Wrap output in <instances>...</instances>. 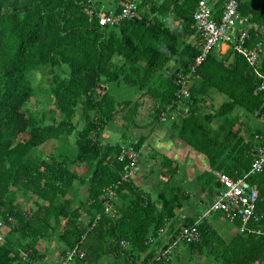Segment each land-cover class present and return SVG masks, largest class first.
Segmentation results:
<instances>
[{
	"label": "trees",
	"instance_id": "trees-1",
	"mask_svg": "<svg viewBox=\"0 0 264 264\" xmlns=\"http://www.w3.org/2000/svg\"><path fill=\"white\" fill-rule=\"evenodd\" d=\"M87 1L0 0V219L5 232L9 229L0 242V264H21L23 254L35 262L44 260L36 243L57 233L68 247L65 254L77 246L85 249L87 257L76 262L98 263L113 254L114 263L139 264L143 253L155 254L148 241L158 239L165 226L178 233L196 223L200 216L185 220L176 230L169 225L187 200L182 187L171 185L180 170L177 161L162 159L161 173L169 182L158 195L161 203L133 179H124L130 161L121 159L123 145L103 143L111 123L126 130L154 122L170 124L181 141L208 158L211 170L199 173V183L214 194L220 189L215 172L244 176L257 149L264 146V92L259 90L264 62L252 65L232 49L225 54L213 51L196 68L190 97L178 94L177 73L189 74L201 54L202 37L194 21L201 0H149L138 19L115 26L92 20ZM213 1L207 2L220 17L227 0ZM238 2L242 17L264 27V0ZM170 14L177 25H170ZM191 35L196 36L195 43L188 42ZM251 35V49L264 42L255 30ZM172 62L176 68L170 67ZM64 66L69 75H55L53 89L56 109L63 117L40 125L28 108L35 96L29 76L43 67ZM122 85L139 94L136 102L121 100L112 92L113 86ZM214 93L224 95L226 101L216 112L207 113ZM238 107L247 113L246 120L235 115ZM79 108L85 122L81 129L74 123ZM173 112L177 117L171 121ZM74 135L73 154L64 151L47 159L36 155L50 142L68 145ZM145 141L142 136L131 145L139 151ZM83 165L90 172L87 176L72 169ZM76 180L87 186L84 203L72 192ZM249 181L259 190L257 211L263 233L243 234L240 219L231 222L227 215L213 213L199 223L201 241L185 244L192 252L216 264L264 262V172ZM111 191L123 201H110L112 215L106 212ZM19 192L34 199L36 208L25 211L17 199ZM86 218H91L88 224Z\"/></svg>",
	"mask_w": 264,
	"mask_h": 264
},
{
	"label": "built area",
	"instance_id": "built-area-1",
	"mask_svg": "<svg viewBox=\"0 0 264 264\" xmlns=\"http://www.w3.org/2000/svg\"><path fill=\"white\" fill-rule=\"evenodd\" d=\"M149 0H129L120 11L103 10L97 7V0H88L86 11L91 19H95L101 26H115L125 20L134 21L138 19L142 5ZM183 2L185 0H176ZM195 27L202 37L201 54L196 58L195 65L189 74L177 73L180 97H190L191 78L195 74L196 68L203 62L214 49L226 46L227 50L232 49L239 55L245 57L252 65H262L264 62V42H259L254 48H250L252 42L251 31L264 37V27L260 28L250 23L248 18L242 17L239 13L238 0H227L224 4L220 17L209 6L206 0H201L194 14ZM259 90L264 92V81L259 86ZM167 114H163L162 120H166ZM262 138V137H257ZM128 158V171L124 179H132L139 171L140 153L134 146L123 147L121 159ZM264 172V146L257 149L256 157L251 169L244 176L233 178L222 172H215V178L220 189L209 209L201 215L192 226L183 227L178 233H171L169 228L159 231V236L169 235L166 245L158 249L156 255L143 254L139 264H155L171 258L174 250L180 244H195L202 239L199 223L211 216L213 213H222L230 218L231 222L241 220L240 232L243 234L260 235L263 233L259 227L262 216L258 213V203L260 194L258 188L249 179L252 175ZM109 211V209H107ZM5 225L0 219V242L5 239ZM159 239V238H158ZM150 237L148 244H157L159 241ZM129 243L122 241L123 247H128ZM86 253L77 246L70 250L67 256L59 264H73L77 259H83Z\"/></svg>",
	"mask_w": 264,
	"mask_h": 264
},
{
	"label": "rangeland",
	"instance_id": "rangeland-1",
	"mask_svg": "<svg viewBox=\"0 0 264 264\" xmlns=\"http://www.w3.org/2000/svg\"><path fill=\"white\" fill-rule=\"evenodd\" d=\"M98 1L100 5L99 7L103 10H112V9L115 10V8L119 7L121 4L124 3V0H98ZM174 19L175 17L173 16L169 21L170 25L172 26L175 25ZM218 50H219V44L214 49V51H218ZM69 72L70 70L67 66H64L63 68L43 67L29 76L33 84V87H34L35 96L28 103V108L31 111V113L35 116V118L38 120V122H41L40 125L54 124L55 122L57 123L62 119L63 116L58 112V110L56 109L55 103H54L55 98H54L53 89L56 86L55 75H58L64 78L69 75ZM113 88H114L113 92L116 93V90L118 87L113 86ZM118 92H119L118 94L119 99L121 100L132 96V95H128L125 93L123 94L120 89ZM225 101H226L225 96L219 95L218 93H214L208 102L209 105L213 107L209 108L207 113L213 112V111L216 112L218 108ZM127 111L125 113H127ZM235 115H239L245 120L246 118H248L247 113L241 107H238L237 111L235 112ZM250 121L252 122L253 120H250ZM259 122H261V120ZM74 123L78 125L79 129L85 126V122H84L83 114H82V108H79L77 114L75 115ZM125 132L129 136L127 138L132 140L133 139L132 130L131 131L126 130L124 127L120 126L118 123H111L108 129L105 131L103 138L106 140H111L114 143L120 142L125 139V136H124ZM75 139H76V136L74 135L72 138H70V143L66 146L61 142H57L56 144L54 142L47 143L40 150V152H38L36 155L40 156L42 154V156H44L47 159V158H51L53 155H58L59 153H62L64 151H68L73 154L75 149H77ZM125 144L127 143H124V145ZM162 159H163L162 157H158L157 155H154V156L151 155L150 157L148 155H145L140 162V165H142L143 167L149 165L148 166L149 173L151 174L152 172L156 173V176H157L156 180L152 183L154 188L153 189L151 188V191L150 189H148V191L151 192V195H153L152 197L154 198L153 200L156 201L157 203L158 202L161 203V200L159 199L158 195L161 191L164 190L166 183L169 182L168 178L164 177L161 173L162 172L161 171L162 170V165H161ZM228 163L231 164L232 161L229 159ZM72 169L81 176H87L88 174H90L87 167L84 165L81 167H72ZM199 169L200 171L204 170L203 167ZM199 169L196 167L195 168L190 167L189 170L184 169L182 171L180 169L181 172H178L175 179L171 180L172 181L171 185H179L182 188H185V185H186V189L188 190L195 189L199 191L198 193L199 195H201L203 204L200 205V211H198V213L196 214L197 216L202 213L203 208L206 209L207 207L210 206L211 200L215 197L213 193L214 191H210V190H208L209 193L206 194V197L203 196V193L205 191L201 189V185L199 183L200 179L198 175L200 172L196 171ZM193 170H195L196 172H194ZM210 170L211 169H209V171ZM84 187L85 186H82V188L78 190L79 192H81L78 197L81 199V201H83L82 203H84L88 197L87 190H83ZM72 192L73 194L77 195L75 190H73ZM109 198H110L109 199V203H110V201H113V200L111 199L110 196ZM17 199L25 211H31L32 209L36 208L35 200L28 197L23 192L17 193ZM130 200H128V203H130ZM110 205H111L110 207L111 211L110 212L107 211V213L112 215L114 214L115 209L113 208L112 204ZM106 206H107V202H106ZM85 221H86L85 223L88 224L91 221V218H86ZM185 223H186L185 219H179L177 221H174L171 225H172V228L176 230V229L181 228L182 225H184ZM164 228H170V227L165 226ZM61 230L62 228H60V231ZM6 233L8 236L9 229H6ZM167 237L169 238V235H167ZM162 245L163 243L161 242L159 246H162ZM36 246L39 249V251L45 256V259L40 262H35V261H32L31 259L30 260L25 259L26 255L23 254L24 260H22L21 264H59L67 256V253H68L67 252L65 254V251L68 250V247L59 237V233L55 234L51 239L43 240V241L36 243ZM82 250L86 253L84 248ZM174 251H175V255H177V260L175 261V264H216L215 262H213L212 259H207L201 254H195L189 249V246L185 244L179 245L178 247L175 248ZM86 257H87V254H86ZM172 257L165 261L171 262L172 264L173 263ZM114 261H115L114 257H112L111 255H107V256L102 257L98 263H90V262L85 261L82 263L75 262L73 264H117V263H114Z\"/></svg>",
	"mask_w": 264,
	"mask_h": 264
},
{
	"label": "crops",
	"instance_id": "crops-1",
	"mask_svg": "<svg viewBox=\"0 0 264 264\" xmlns=\"http://www.w3.org/2000/svg\"><path fill=\"white\" fill-rule=\"evenodd\" d=\"M206 1H211L214 2L213 0H206ZM174 16V14H170L169 16V21L170 19ZM174 23L175 25L178 24L177 21H175L174 19ZM174 25V26H175ZM198 33V32H197ZM195 35H191L188 38V42L189 43H195ZM221 54H225L228 50L226 46H223L221 48H219L218 50ZM174 62L171 63L170 67L172 68L174 66ZM173 65V66H172ZM118 87V86H117ZM114 89V88H113ZM112 89V92H113ZM119 89L122 91V93L124 94H128V95H132L129 98H125L123 100H132L133 102H136L137 99L139 98V94H137L135 92L134 89L129 88L127 86L122 85L121 87H118L116 90V93H114L118 98H119ZM221 95V94H219ZM224 96V95H222ZM137 97V98H136ZM132 98V99H130ZM134 105V103H133ZM133 105H131V107H133ZM177 117L176 112H173V115H171V121L175 120ZM109 127V126H108ZM108 129V128H107ZM132 130V140L129 138H126V140L120 141V142H116V143H120L123 145V147L131 145L132 142L133 144H137L138 141L140 140V138L142 136L146 137V141L144 143V145L142 146V148L139 150L140 153V160H139V171L137 172V174L132 178L134 183L143 191H145L147 194H149L151 197L153 195H151V188L153 189V185L152 183L156 180V173H149V165L143 167L142 165H140L141 160L143 159V157L145 155H148L149 157L152 155H157L158 157H167L173 161H177L180 164V169L181 171L186 169L189 170L190 167L191 168H201L203 167L204 170L200 171L196 170L198 172H200V174H206L207 172H209L210 166H209V160L206 156L200 154L199 152H197L193 147L186 145L183 141H181L175 134V132L171 129L170 124H163V122L161 123H152L148 126H137V125H133V127L129 130ZM105 134V133H104ZM103 134V135H104ZM124 136L129 137L126 132L124 133ZM52 143V142H50ZM103 143L106 144H116L111 140H106L103 138ZM124 143H127L124 145ZM134 146V145H133ZM154 162V161H153ZM151 166V165H150ZM179 170V172H181ZM194 172H196L195 170H193ZM82 186H85L83 188V190H86L87 186L85 184H82L81 181L76 180L75 184H74V190L77 193V196H79V194L81 192H79L78 190L80 188H82ZM174 186V185H173ZM148 189H150V191H148ZM202 189V188H201ZM205 192L203 193V196L206 197V194L209 193L208 189H202ZM183 192L186 193L187 195V200L184 201L183 207L181 209H177L176 210V218L172 219L169 222V225H171L174 221H177L179 219H195L201 215H203L211 206L212 202L214 201V199L217 196V193L215 192V197L211 200V204L209 207H207L206 209L203 208V211L200 215H196L198 213V211H200V205H202L203 201L201 199V195H199V191L198 190H188L186 189V185L185 188H183ZM205 194V195H204ZM111 199L113 201H119L123 203V201L121 199L118 198V196L116 195L115 192L111 191L110 195ZM79 198V197H78ZM80 199V198H79ZM152 199H154L152 197ZM204 199V198H203ZM111 202H107V206H106V212L107 209H109L108 212L111 211ZM197 216V217H196ZM168 225V226H169ZM159 239L157 241H159V244L162 242L163 245H166L169 241V238L167 237V235H162L158 237ZM159 244H152V249H155V254L157 253L158 249L161 248L162 246H159ZM182 245V244H180ZM150 253L149 251L143 253ZM68 254V253H67ZM142 254V255H143ZM112 257L113 254H110ZM153 255V256H154ZM173 256V257H172ZM172 259H173V263L175 264V261L177 260V255H175V251L172 254Z\"/></svg>",
	"mask_w": 264,
	"mask_h": 264
},
{
	"label": "water",
	"instance_id": "water-1",
	"mask_svg": "<svg viewBox=\"0 0 264 264\" xmlns=\"http://www.w3.org/2000/svg\"><path fill=\"white\" fill-rule=\"evenodd\" d=\"M262 264H264V262Z\"/></svg>",
	"mask_w": 264,
	"mask_h": 264
}]
</instances>
